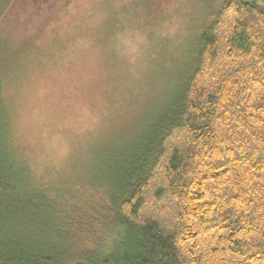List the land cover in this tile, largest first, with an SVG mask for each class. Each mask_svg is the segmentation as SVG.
Listing matches in <instances>:
<instances>
[{
	"label": "trees",
	"instance_id": "16d2710c",
	"mask_svg": "<svg viewBox=\"0 0 264 264\" xmlns=\"http://www.w3.org/2000/svg\"><path fill=\"white\" fill-rule=\"evenodd\" d=\"M189 54L75 172L38 179L0 135V264H264V0H221Z\"/></svg>",
	"mask_w": 264,
	"mask_h": 264
},
{
	"label": "rangeland",
	"instance_id": "374dc122",
	"mask_svg": "<svg viewBox=\"0 0 264 264\" xmlns=\"http://www.w3.org/2000/svg\"><path fill=\"white\" fill-rule=\"evenodd\" d=\"M220 2L0 0V135L46 182L136 138Z\"/></svg>",
	"mask_w": 264,
	"mask_h": 264
}]
</instances>
